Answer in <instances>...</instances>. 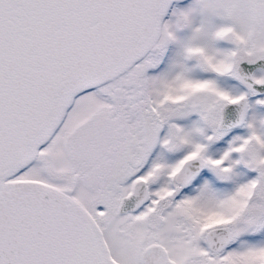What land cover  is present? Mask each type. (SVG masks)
Listing matches in <instances>:
<instances>
[{
	"label": "rangeland",
	"instance_id": "374dc122",
	"mask_svg": "<svg viewBox=\"0 0 264 264\" xmlns=\"http://www.w3.org/2000/svg\"><path fill=\"white\" fill-rule=\"evenodd\" d=\"M171 15L157 48L122 76L76 100L58 132L17 177L72 189L98 219L110 253L121 263L139 264L142 249L160 242L180 264H255L253 257L237 251L204 261L199 227L206 220L205 207L220 219L231 214L237 236L259 228V194L251 208L242 207L254 171L264 165V100L246 127L251 141L245 147L234 145L222 164L213 154L217 140L209 138L226 134L216 124L220 103L229 93L216 80L202 84L199 74L213 72L219 62L223 67L227 57L264 55V0H191L175 5ZM197 120L208 143L197 144ZM160 125L163 140L145 171H157L158 178L163 171H180L182 156L188 154L201 157L202 171L218 173L224 186L213 190L208 181L194 197L173 199L169 209L162 204L160 213L119 215L117 204L127 188L118 175L106 179L101 171H136ZM165 188L156 187L154 193L165 194Z\"/></svg>",
	"mask_w": 264,
	"mask_h": 264
},
{
	"label": "water",
	"instance_id": "95a60500",
	"mask_svg": "<svg viewBox=\"0 0 264 264\" xmlns=\"http://www.w3.org/2000/svg\"><path fill=\"white\" fill-rule=\"evenodd\" d=\"M184 1L0 0V264H127L110 253L72 189L17 176L58 132L77 96L157 48L167 14ZM259 66L264 58L249 72ZM247 113L246 98L225 104L220 127L244 123ZM200 164L193 160L186 171ZM148 198L136 185L119 212L137 210ZM226 232L207 234L211 248L227 245ZM140 262L178 264L160 243L148 245Z\"/></svg>",
	"mask_w": 264,
	"mask_h": 264
},
{
	"label": "flooded vegetation",
	"instance_id": "af4514ba",
	"mask_svg": "<svg viewBox=\"0 0 264 264\" xmlns=\"http://www.w3.org/2000/svg\"><path fill=\"white\" fill-rule=\"evenodd\" d=\"M190 1L191 0H186L182 2L181 4L189 3ZM177 4L178 3H174L171 11L169 12V14H167L168 16L166 20L172 16L171 14L173 13V9L175 5ZM232 49H235V48H232ZM262 58H264V55L258 58H255V59L248 58V57H245V58L234 57L231 59L230 57H227V60H226V57H225L226 65H225V62H223L224 63L223 67L222 66L219 67V64H220L219 62V64L217 65L218 67L213 72L208 73V74L206 72L199 74L200 76L199 79L202 80V84L205 83V81H208L211 79L216 80V82L219 85L225 87L223 88V90L229 93L228 94L229 97L226 98L222 103H220L221 105L218 110V114H217L218 119H217V124H216L217 129L219 131L226 132V134H224L225 136L223 138H216L214 135H211L209 138V141L217 140L215 142L216 144L213 149L214 151L213 154L217 156L218 162H222V164L223 162L226 161L225 158H227L230 155V152H233L232 150L234 149L233 148L234 145L240 144L241 147H245L248 145L247 143L251 141L252 137L248 135L247 137L245 134L246 127L248 126V124L250 123L252 119V116H253L252 112L254 111V109L255 110L258 109V105H260L259 101L264 100V66H259L250 72L249 70L251 69L250 65L255 64ZM244 62H246L247 64L249 63L250 65L248 64L244 66L243 70L241 71L240 67L242 66ZM248 76H251V80L247 78ZM255 83L262 85V88L261 87L259 89L254 88ZM232 92H234V94H230ZM82 95H84V93L76 97L75 102L73 106L71 107V109L74 108V106L77 104L76 100H78ZM148 98H150V101H153V98L151 97H148ZM242 98H246V101L248 104V113H247V117L244 123H241L239 125H233L230 127H220L221 122H222V117H223V114H222L223 106L227 103L230 104V102H235ZM254 106L255 107L257 106V108H254ZM263 123H264V119H263ZM201 125H202V121L199 120L198 121V131H197L198 133L197 144L198 145L201 142L208 143L205 141L206 137L201 132V128H202ZM263 127H264V124H263ZM163 133H164V128L162 125H160L159 128L154 133V143L153 145H151L149 155L146 157V161L142 165H140V167L137 168L136 171L134 169H132L133 171H116L117 174H113L115 171H101V173H104L106 179H108L109 177L118 175L117 177L122 181V184L127 188L125 190V193H123L120 196L119 202L117 204V213L119 215H122V216L137 215V214H141L145 212L149 214L150 213L152 214L160 213V207H162L163 205H165L166 207H168L167 209H169L172 206V204H174L173 199L179 200L182 198V196H184L182 200H184L187 197L188 198L194 197V193L202 191L203 185L208 181L210 182L209 186L213 190L215 188H220L224 186L223 180H221L220 175L218 173H215V171H202L204 167V161L201 157L190 158L189 156H187L188 154H185L186 156H182L183 160L181 164L179 165L181 166V168L178 167L180 171H172V170L165 171V172L163 171V173H161V177L159 176V178L156 177L157 171H152V170L145 171L152 164L153 157L155 156L163 140L162 138L164 135ZM254 136H256V134ZM198 150L194 151L193 153L197 152ZM263 150H264V146H263ZM165 153L166 154L169 153V151L166 148H165ZM235 154L236 153L232 155L236 156ZM193 160L201 161V164H200L201 166H199L200 170L199 171H186V166ZM254 172H255L254 174L252 172L254 176L253 177L254 180L246 191V194H245L246 204L242 207V209L248 210L249 208H251L254 205L253 202H254L255 196L259 194V197H260L259 202L260 200L262 201L258 205L259 207L262 208V213H263L261 214L262 217L260 220L259 228L255 231L250 230V232H248L247 234L245 233L243 235L241 234L237 236L232 225L230 224L231 221L233 220L231 214L230 215L228 214L226 216L224 215L225 217L220 219L218 217L210 215V212H212V210L202 207L204 208L203 214L206 220L199 227V231L202 234L201 247H202V254H203L202 258L204 259V261L209 263L212 260L214 261L217 260L218 259L217 257L225 256L228 253H232V251H237V254L244 253L245 255H247V257L249 256L253 257L254 261L255 260L257 261L255 264H264V165H263L262 170H256ZM136 185H138L139 190H148L149 192V198L147 199L148 201L143 206L139 207L137 210H133V211L128 210L127 212H123V213L119 212V207L122 202V199L125 196H127L132 191V189L135 188ZM156 187H159L162 189L163 187H166L165 188L166 193L165 194L164 193L162 194L154 193V189ZM191 187L193 188L191 189ZM185 192H186V195H185ZM94 218L97 220V223H98L99 222L98 219L95 216ZM216 229H224L225 232L227 231L226 232V234H228L227 237H229V242L227 243V245H225L223 248H220V249L211 248V245L206 238L207 234L210 231L216 230ZM218 237L220 238V236H216L217 239H219ZM218 241H219L218 244H220L221 240H218ZM153 243H160V242H149L142 249V251L148 245L153 244ZM160 244H162L165 247L170 257L174 261H177L178 264H180L178 260L172 257L170 251L168 250L169 249L168 246L163 243H160ZM237 249H239V251ZM138 261H139V264H141L140 257Z\"/></svg>",
	"mask_w": 264,
	"mask_h": 264
}]
</instances>
